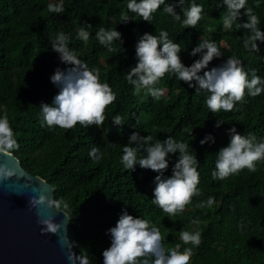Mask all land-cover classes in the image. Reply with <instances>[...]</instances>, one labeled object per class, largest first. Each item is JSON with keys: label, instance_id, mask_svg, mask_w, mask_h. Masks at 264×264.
Segmentation results:
<instances>
[{"label": "trees", "instance_id": "obj_1", "mask_svg": "<svg viewBox=\"0 0 264 264\" xmlns=\"http://www.w3.org/2000/svg\"><path fill=\"white\" fill-rule=\"evenodd\" d=\"M61 2L65 12L48 11L49 4ZM128 2L0 0V117L7 112L19 144L13 153L27 170L54 186L61 207L69 205L68 214L78 234V255L87 256L89 264H103L102 252L111 244L108 229L116 225L123 211L158 227L165 249L176 244L181 245V251L192 248L190 264H264V161L257 163L255 172L244 169L224 180L212 177L216 154L230 142V128L264 139V93L255 97L246 93L233 111L213 114L205 103L208 93L197 94L171 73L155 85L164 90L159 99L146 89L136 92L125 78L137 63L135 46L144 33L159 36L160 31H166L170 40L180 44L185 66L201 58L200 54L190 55L200 41L214 42L222 56L214 58L208 69L234 56L242 61L249 79L252 70L264 79V43L257 42L259 52L244 47V39L250 35L249 30L238 27L247 20L244 10L231 29H224L221 17L227 9L223 0H184L183 5L165 0L149 23L130 12ZM169 3L181 15L180 21L164 11ZM192 3L203 7L194 29L182 24V8ZM245 7L253 9L260 20L258 27L264 31V0H247ZM123 16L132 20L123 23ZM85 22L93 27L87 42L78 39L77 33ZM99 27L119 31L124 51L119 41L113 42V51L101 45L95 36ZM60 32L68 38V47L76 57L89 69H99L100 82L108 83L116 94L102 128L77 124L66 130L43 124L40 105H51L59 91L50 77L58 68L71 67L52 50L50 40ZM115 115L122 117L123 126L112 124ZM219 120L224 123L216 127ZM133 132L150 135L153 142L171 136L188 144L189 154L197 157L200 195L192 198L183 213L170 217L152 203L158 173L139 165L130 171L122 165L123 146L128 145ZM209 134L214 142L201 145ZM93 147L99 148V160L89 156ZM178 158V152L169 154L166 177L172 175ZM209 197L215 199L211 206L206 203ZM181 230L199 231L200 245H184Z\"/></svg>", "mask_w": 264, "mask_h": 264}, {"label": "clouds", "instance_id": "obj_2", "mask_svg": "<svg viewBox=\"0 0 264 264\" xmlns=\"http://www.w3.org/2000/svg\"><path fill=\"white\" fill-rule=\"evenodd\" d=\"M178 5H183L184 0H176ZM247 0H223L226 13L221 17L224 29H231L233 23L243 15L247 17L246 22L239 23L238 27L247 29L250 35L244 39V47L250 51L259 52L258 41L264 43V31L258 27L260 20L254 14L252 8H246ZM165 0H129L127 9L150 22ZM259 6V5H257ZM173 4H168L164 11L172 15L177 21L181 15L174 10ZM48 11L55 14L65 12L63 3L49 4ZM182 24L185 28H195L201 20L203 7L192 3L189 8L183 9ZM123 23L129 22L128 16L122 17ZM92 25L85 24L77 30L78 39L87 42L91 33ZM96 39L101 45L113 51V42L119 41L121 51L123 49L122 34L116 29L99 27L95 33ZM52 50L59 54L62 63L71 65L65 70L57 69L50 77L51 82L57 85L59 91L53 98L52 104L42 103L40 105L43 124L48 127L58 126L61 129L70 130L77 124L89 128L96 126L102 128L106 119V110L116 100V94L108 83L100 82L99 69H89L87 64L80 61L74 52L68 47V38L63 32L50 40ZM137 63L125 74L127 82L134 86L136 92L146 89L148 94L159 99L164 95V90L155 87L166 74H173L177 79L183 81L189 88H194L199 94L201 91L208 93L205 100L206 106L211 113L215 114L223 110L231 112L237 103L242 102L246 93L250 96H259L264 93V79H261L252 70L251 79L245 71L242 61L234 56L228 57L218 66L208 69V65L214 58H220L222 53L216 43L202 40L192 49L190 55H201L192 65L185 66L181 60V47L169 39L166 31H160L159 36L144 33L138 40L136 46ZM207 69V70H205ZM203 71V75H200ZM112 124L123 126L120 115L112 118ZM223 121H217L219 127ZM187 131V129H185ZM230 142L228 146L222 147L216 154L215 170L212 172L213 179L224 180L231 175L239 174L244 169L249 172L257 170V163L264 161V139L257 140L251 134L241 135L235 127L229 130ZM208 141L214 142L209 134L200 141L201 145ZM135 144L136 146H132ZM19 148L14 137L13 130L9 124L7 112L0 117V154L11 155ZM189 145L177 142L168 136L164 140H156L150 135L141 136L139 132H133L129 137L128 145L123 146L121 163L126 170L134 171L139 165L142 169H150L158 173L153 183L152 203L158 206L168 216L183 213L186 206L192 202L194 196L200 195L198 185L200 173L197 170L199 161L196 156L189 154ZM98 147H93L89 156L95 161L99 160ZM179 153V158L172 168V175L166 177L165 172L169 167V154ZM146 153V155L142 154ZM138 154H142L138 159ZM15 171L6 165L0 164V180H7L15 176ZM215 202L214 197H209L207 205ZM29 204L32 208L39 205L47 206L56 212H63L67 217L69 205L55 198L44 195L31 197ZM198 207L200 205H197ZM42 234L51 233L56 235L61 230V224L54 217L39 218ZM193 224H199L193 220ZM111 237L110 247L102 252L103 264H190L192 248L185 247L181 251V245L165 249L163 237L158 227L150 225L146 219L133 217L127 211H123L116 225L108 229ZM180 240L184 245L199 246L201 233L181 230ZM148 257H152L149 261ZM70 264H89L87 256H77L74 252L67 255Z\"/></svg>", "mask_w": 264, "mask_h": 264}, {"label": "water", "instance_id": "obj_3", "mask_svg": "<svg viewBox=\"0 0 264 264\" xmlns=\"http://www.w3.org/2000/svg\"><path fill=\"white\" fill-rule=\"evenodd\" d=\"M0 164L16 175L0 180V264H70L68 252L78 255V234L70 215L47 204L32 208L31 197L55 198V188L45 178L27 170L12 153L0 154ZM39 218L54 217L61 224L58 234H42ZM79 264V261H76Z\"/></svg>", "mask_w": 264, "mask_h": 264}]
</instances>
